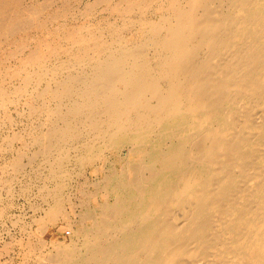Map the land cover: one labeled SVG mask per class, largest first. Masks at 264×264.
<instances>
[{
  "label": "bare ground",
  "instance_id": "bare-ground-1",
  "mask_svg": "<svg viewBox=\"0 0 264 264\" xmlns=\"http://www.w3.org/2000/svg\"><path fill=\"white\" fill-rule=\"evenodd\" d=\"M21 1L0 0V47L18 57L2 79L25 81L30 112L49 102L31 139L46 160L82 134L95 151L79 160L98 177L80 192L83 241L56 264H264V0H96L121 22L79 25L61 0L53 28ZM52 187L43 226L62 214Z\"/></svg>",
  "mask_w": 264,
  "mask_h": 264
},
{
  "label": "rangeland",
  "instance_id": "rangeland-1",
  "mask_svg": "<svg viewBox=\"0 0 264 264\" xmlns=\"http://www.w3.org/2000/svg\"><path fill=\"white\" fill-rule=\"evenodd\" d=\"M56 1L55 0H42V2L41 1L39 2V0H22L20 3H21V7L25 8V10H24L25 13L23 11V8H21V7H19V12L22 10L21 15L23 18L25 15H27V18L30 17L29 19L25 18L27 20H30V19L31 20H34V19L39 20V19H42L45 17L50 18L51 15L53 17L56 16L55 19L52 17L49 19L51 22L50 26H51V28H53V26H55L57 20H59V22L62 21V18L57 16V11H56L57 5L60 4L61 0H56ZM68 1L70 4L68 7V16L65 20L70 22V23H76L77 25H79L81 23L89 24V23H95L97 21H108V20H112L113 18L115 19L116 23H120L121 22L120 16L124 17V15H117L119 18L116 16V14L111 15L109 12L110 9L102 8V10H101V7L107 6V3L100 2V4H99V2H96V0H68ZM86 2H88L87 3L88 6L85 4ZM94 2L97 3L98 5H95ZM41 4L42 5L44 4V6H40ZM91 4H93V6H95V7H93ZM25 5L26 6L29 5V7L31 6L29 8L30 10H32L33 8H36L34 13L33 12L30 13L28 11L30 13L29 14L26 10L27 7ZM74 5H75V7H74ZM89 5L92 6V8ZM55 6H56V8H54ZM42 7H45V8H42ZM98 8H100L101 11H98L99 10ZM41 9H43V10L41 11ZM53 9H55V11ZM70 9H72V10H70ZM85 9L89 12H87ZM79 12L81 13V15L83 17L79 16L80 15ZM26 13H28V14H26ZM94 14H95V16H94ZM84 15H85V17H84ZM126 16H128V15H125V17ZM104 18H106V19H104ZM3 39L4 38H1V40H3ZM30 41L32 42L33 40H30ZM9 50L10 49H5V47H3V45H2V47H0V68H1L0 69V75H1L0 76V82H1L0 83V86H1L0 89H3L5 91V93H7L6 95H3V99H4L3 101L0 98V105H1L0 106V264H40L41 261L43 264L44 263L45 264H56V261L58 263H60V259L65 257V254H66V253H62V252H57V251H60L59 250L60 246L62 247L64 245L71 244V245H69V249H66V250L68 252V251H70V249H73L69 252V254L70 253L76 254L77 253V247L80 246L82 241H83L84 236L80 234V222L78 221V212H80V209L82 210V208H84L85 206H83L82 204L79 203V199L81 198L80 192L84 191L82 189L87 188V186H88V185L84 184V181L86 178H88V179L93 178L94 180H97L98 177H94L95 175L90 173V171H91L89 168L90 165L86 162L84 164V165H86L84 168V171H81V169L83 170V166H82L81 162H79V160L82 157L87 158L88 156H93L95 154V151L93 149H90V147L88 146L89 144L87 146H85L86 148L84 150V144H82V143H85L87 141V139H86L87 136L85 134L84 135L82 134V136H80L81 139L79 137L75 138V139L69 138V140L67 139V141L64 143V145L66 147L63 145L62 154H61L62 155L61 157L64 158L63 160H61V158H57L58 155H56V152L52 149H51L52 151L50 150V152H49L48 159L46 160L45 158H43L44 156L42 155V152H41V146L37 142L35 143V141L32 139L40 134L39 133L40 130L45 128L44 125L40 126L41 125L40 121L42 123L45 120V112H44L45 110L44 109L46 107L45 103L48 101H45L44 99L42 100L40 98L37 99L38 101L37 100L35 101V105H39L40 108L36 111L30 112L28 110V104L26 103V101L27 102L28 101H34V98H30L29 93L27 94L26 92H22L20 94L21 95L20 96L19 93L16 92V89L18 87H20V85L21 86L24 85L25 81L23 82L19 77H16V76H13V79L12 78L11 79L5 78L4 80L2 79V77H5V76L9 77V75L11 74L10 71L14 67L13 64H16V62L18 61V57L14 56V54L11 55L10 53H8ZM19 50L20 49H18L17 51H19ZM19 52H17V54H19ZM22 53H25V51H23ZM6 58H8V59H6ZM52 58H51L52 61H50L51 63L48 65H51V67H55V65H56V67H57L58 64L56 62L52 63V62H54L53 61L54 57H52ZM3 73L5 76L3 75ZM33 74L36 75L35 73H33ZM45 76H48V75L46 74ZM43 82H44V80L40 81L38 84L37 81H36V83H35V81L34 82L29 81V84L27 85L28 87H26V91L30 92V90H32L30 88H33L34 86L37 87V85H38V88H36V89L41 90L43 88L44 83L47 84L48 81H45L44 83ZM11 87H13V88H11ZM6 89L8 90V92L11 90L12 91L14 90L15 92H13V93H12V91L9 92L12 94L11 95V94H8ZM11 97H12L11 100H13V104L10 102ZM16 98H18V100ZM15 100H16V102H15ZM6 101L9 102L10 104H7ZM22 105H25V106H22ZM47 106H48V104H47ZM24 108H25V110H23ZM27 111H28V113H27ZM4 114H6V115H4ZM41 115H42V117H40ZM35 117H36V119H35ZM27 119H29V120H27ZM14 121H15V123H14ZM34 123L36 125L38 124L40 126V128L41 127L42 128L39 129L38 125L35 127ZM25 128H26V130H24ZM19 129H20V131H19ZM21 129H23V130H21ZM15 130H17V132ZM28 130L30 131V133ZM36 130H37V132H36ZM35 132L38 134L35 135L36 134ZM12 133H14V134H12ZM26 133H29V135L27 136ZM5 134H7V136L9 135L10 138H12V139H10V140H8V138L6 139ZM21 135H23L24 137ZM19 136H20V138H19ZM14 137H16V138H14ZM70 140H74V141L71 142ZM7 141L8 142L10 141L11 143H8ZM25 141L28 144V145L26 144L27 146L25 145ZM30 141L32 142V145H29V143H31ZM3 142H7V143H3ZM75 142H78V143H75ZM6 144H9V145H6ZM72 144L73 145L75 144V145L72 147ZM81 144L83 145V147L81 146ZM33 146H34V148H33ZM31 148H33V149H31ZM37 149H39V150H37ZM81 150H82V152L77 154ZM34 151H36V152L34 153ZM37 151H40V152L38 153ZM125 151H126V149L123 150V152H125ZM64 152H66V156H65ZM21 153L22 154L24 153V155H26V156L22 157L23 155ZM16 154H19V155L17 156ZM20 154H21V156H20ZM33 154H35V155H33ZM67 155L68 156L70 155L71 157L70 156L68 157ZM53 156L55 159L53 158ZM67 158H69V159H67ZM48 160H50V162L51 161H53V162H51V164H50V162ZM55 161H57L58 163ZM61 161H62V163H60ZM64 161H65V163H64ZM98 163L101 164V161ZM16 164H17V166H16ZM64 164H65V166H64ZM43 166H45V167H43ZM58 166H60V167L58 168ZM53 169H54V171H53ZM55 170H57L56 171L57 173L55 172ZM52 171L55 172L56 174L53 173ZM50 172H52V173H50ZM63 173L65 176H63ZM66 173L67 174L69 173V174L67 175ZM54 175H56V176H54ZM57 176H58V178H57ZM53 178H55V180ZM49 179L50 180L52 179V180L50 181ZM93 179H91V180H93ZM46 180L48 183L46 182ZM57 180H58V182H56ZM61 180H62V182H61ZM43 182H44V184H43ZM53 184L61 186L60 187V194H61L60 196L62 197V200H63V201L61 200L62 201V204H61V209H62L61 213L62 214H59L58 219L54 223L43 226V225H41L40 221H37V219L38 218L40 219L41 214L42 215L45 214V212L48 210V208L53 203L52 199L54 200V197H53V193H52L53 192L52 186H55ZM48 185H50V186L48 187ZM44 186H46V187H44ZM43 187L45 188L46 191L44 190ZM47 192H48V194H47ZM50 195H52V196H50ZM75 220H77V222ZM38 225H39V228H38ZM40 225H41V227H40ZM42 227H43V229H42ZM40 228L42 230H44V228H45L44 232ZM39 229H40L41 233L38 231ZM72 229H73V231H72ZM38 232L40 234H38ZM77 234H79V235H77ZM52 238H54L55 240ZM78 238H79V240H77ZM63 239H64V241H63ZM39 240H40V242H39ZM50 240H54V241H50ZM62 241H63V243L65 242V244L62 245L61 244ZM58 242L60 245L58 244ZM56 244H58V245H56ZM72 244H73V246H72ZM55 246H58L57 250H56ZM70 246H72V247H70ZM50 254L52 256L54 254V256L53 257L51 256V258H50V256H48ZM38 257H39V259H38ZM40 258H41V261H40ZM43 258H44V260H43ZM48 258L54 259L55 261L53 260L52 262L48 263L49 262ZM56 258H57V260H56ZM37 260H38V262H37ZM43 261H45V262H43Z\"/></svg>",
  "mask_w": 264,
  "mask_h": 264
}]
</instances>
